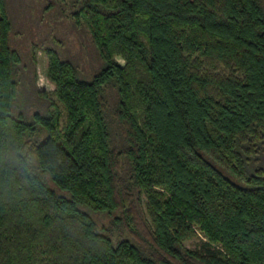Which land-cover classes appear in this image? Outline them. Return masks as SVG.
<instances>
[{"label": "trees", "instance_id": "1", "mask_svg": "<svg viewBox=\"0 0 264 264\" xmlns=\"http://www.w3.org/2000/svg\"><path fill=\"white\" fill-rule=\"evenodd\" d=\"M69 4L103 65L45 48L52 97L0 0V264H264L263 0Z\"/></svg>", "mask_w": 264, "mask_h": 264}, {"label": "rangeland", "instance_id": "2", "mask_svg": "<svg viewBox=\"0 0 264 264\" xmlns=\"http://www.w3.org/2000/svg\"><path fill=\"white\" fill-rule=\"evenodd\" d=\"M6 2L12 18L10 43L22 56L20 74L26 72L34 61L35 74L32 75L39 89L53 97L51 92L55 85L47 77L48 56L45 52L47 47L55 48L62 57L74 60L86 80L103 65L91 42L87 27L80 23L75 24V18L71 16L74 9L69 4L70 0H6ZM116 60L124 63L120 57H116ZM30 76L28 72L26 79L21 78L20 93L13 104V112L15 114L23 112L27 120L31 119L34 112H42L49 105L47 97L41 98L38 92L32 90ZM110 103L112 104L111 99ZM235 181L243 184L241 180ZM50 184L55 187L51 181ZM91 214L100 227L109 225L111 216L107 213L91 211ZM112 237L116 238L117 233H112ZM202 241L203 236L193 237L187 239L185 245L189 248H198Z\"/></svg>", "mask_w": 264, "mask_h": 264}]
</instances>
